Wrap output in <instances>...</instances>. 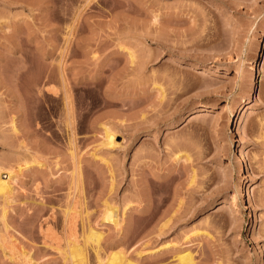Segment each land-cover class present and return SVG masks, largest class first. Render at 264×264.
Instances as JSON below:
<instances>
[{"label": "rangeland", "instance_id": "obj_1", "mask_svg": "<svg viewBox=\"0 0 264 264\" xmlns=\"http://www.w3.org/2000/svg\"><path fill=\"white\" fill-rule=\"evenodd\" d=\"M263 38L264 0H0V264H264Z\"/></svg>", "mask_w": 264, "mask_h": 264}, {"label": "bare ground", "instance_id": "obj_2", "mask_svg": "<svg viewBox=\"0 0 264 264\" xmlns=\"http://www.w3.org/2000/svg\"><path fill=\"white\" fill-rule=\"evenodd\" d=\"M263 44H264V38H263V40L261 41V42H259L257 45H256V57H255V59H254V64H255V72H254V76H253V80H252V85H251V88H250V90H249V94H248V97H247V99H245V100H243V103L241 104V106H240V108L238 109V111H239V113L240 114H244L246 111H247V104H248V102H249V100L254 96V94L256 93V91H257V89H258V85H259V77H260V63H259V58H258V56L260 55V52H261V50H262V48H263ZM258 68H259V70H258ZM236 116H237V114L234 112V111H232L231 112V114H230V117H229V120H228V123H229V129H232V125L234 124V122H235V119H236ZM115 133L113 132H111V131H109L108 132V135H107V144L108 145H110V146H115L116 144L114 143V141L113 140H115ZM230 135H232V133L230 134ZM231 140H233L232 138H231ZM116 142V141H115ZM105 144H106V141H105ZM241 151V153H242V150H240ZM244 158H242V154L239 156V159L237 160V162L238 163H242V162H244ZM8 176H9V178H8V180H5L4 178L2 179V178H0V193L1 194H4V195H7V194H9L10 192H11V190H12V187H11V185H10V180L12 179V173L11 172H9L8 173ZM14 176V175H13ZM241 194H242V196L243 197H247V195L242 191L241 192ZM251 203V200H250V198H248L247 197V202L245 203V205H244V210H246V209H249V204ZM115 208V207H114ZM113 209H111V210H109L107 213H108V216H105L106 218L104 219V220H109V221H111L112 223H115V225H118L119 224V220H118V216L116 217L115 215V213L118 211H116V212H114L115 211V209L112 211ZM118 214V213H117ZM122 215H124V213L122 214ZM124 220V219H123ZM120 223H122V222H120ZM120 225V224H119ZM121 226V225H120ZM103 235H102V233H100V232H98L97 230L95 231V230H91L90 231V235H88V238L87 239H93V241H96V240H98V241H96V242H99V240H100V238L102 237ZM102 239V238H101ZM75 241V240H74ZM100 243V242H99ZM99 243H97V244H99ZM74 244V243H73ZM67 245V244H66ZM84 248V247H83ZM162 249V247L158 250V248H157V251H160ZM71 250H72V253H75V254H77V255H75V254H73V255H75L76 257L79 255V254H81L83 257H85V251L81 248V246L80 245H75L74 247H73V245H72V248H71ZM84 251V252H83ZM71 255V254H70ZM80 256V255H79ZM81 256V257H82ZM80 257V258H81ZM72 258V257H71ZM121 257L119 256V254H118V252L117 253H114V254H112L111 256H110V258H109V263L110 264H116L117 262L118 263H122V264H131V261H130V263H126L125 261H122L121 262V260L122 259H120ZM77 259V258H76ZM82 259V258H81ZM81 259H79V260H81ZM123 259H125V258H123ZM78 260V259H77ZM83 260L85 261V259L83 258ZM179 260H180V262L182 263V264H185V263H187V262H190L191 261V256H190V254L189 253H186V254H183V255H180V257H179ZM120 261V262H119ZM80 262V261H79ZM83 262V261H82ZM79 264H81V262L79 263ZM84 264V263H83ZM135 264V263H134Z\"/></svg>", "mask_w": 264, "mask_h": 264}]
</instances>
